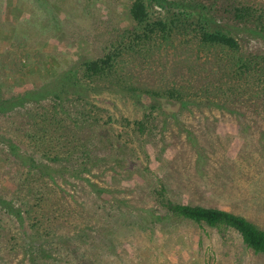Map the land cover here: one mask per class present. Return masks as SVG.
Returning a JSON list of instances; mask_svg holds the SVG:
<instances>
[{"label": "rangeland", "instance_id": "374dc122", "mask_svg": "<svg viewBox=\"0 0 264 264\" xmlns=\"http://www.w3.org/2000/svg\"><path fill=\"white\" fill-rule=\"evenodd\" d=\"M157 1L147 0L153 20L202 15L231 31L243 51L264 53V33L236 11L264 15V0ZM130 4L0 0V264H264V253L236 231L166 207L219 208L264 231V103H163L177 121L164 125L157 115L150 134L139 135L125 120L141 119L144 108L84 78V60L103 56L130 26ZM203 60L186 46L161 48L125 71L143 87ZM208 72L200 70L202 80ZM56 95L57 113L90 125L76 131L84 142L77 152L54 163L34 137Z\"/></svg>", "mask_w": 264, "mask_h": 264}, {"label": "trees", "instance_id": "16d2710c", "mask_svg": "<svg viewBox=\"0 0 264 264\" xmlns=\"http://www.w3.org/2000/svg\"><path fill=\"white\" fill-rule=\"evenodd\" d=\"M148 9L147 0H131L130 26L117 37L103 56L86 59L82 66L84 78L107 84L109 88L144 108L145 113L141 119L132 122L125 120L132 125L133 133L149 135L150 128L156 127L154 121L157 115L164 125L170 124L172 120L177 121L178 112L165 110L163 103H178L181 109L186 110H191L192 106L203 105L222 108L228 103L242 102L245 99L253 103H264V53L243 51L231 31L218 27V24L202 15L197 21L184 17L153 20ZM236 11L239 20L246 18L248 23L245 21V25H252V31L264 33V28L257 30L259 25H264L262 13H256V10L248 12L246 6L237 8ZM179 46H186L197 56L203 54L205 66L198 68L196 63L183 65L187 70L179 78L170 74L173 79L164 78L165 80L156 85L144 84L143 87L136 86V77L130 70L125 71V64L130 65L128 62L134 60H141L140 63H143L156 49ZM200 70L209 71L203 80ZM60 99L61 96L56 95L53 101L54 113L45 114L41 127L36 126L39 132L34 137L38 151L43 153L42 157L54 163L77 152L76 146L79 142H84L77 136L76 131L82 132L90 125L85 118L77 122L78 118L72 121L74 117L57 113L63 105L58 102ZM163 189H160V196L163 195ZM166 207L171 213L196 223L218 230L232 229L249 248L264 253V231L243 216L219 208L171 201L166 203Z\"/></svg>", "mask_w": 264, "mask_h": 264}]
</instances>
